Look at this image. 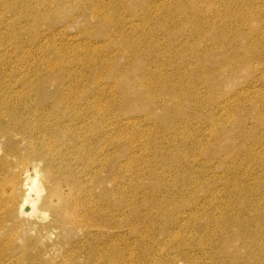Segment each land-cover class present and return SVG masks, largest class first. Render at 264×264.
Wrapping results in <instances>:
<instances>
[{
	"label": "rangeland",
	"instance_id": "1",
	"mask_svg": "<svg viewBox=\"0 0 264 264\" xmlns=\"http://www.w3.org/2000/svg\"><path fill=\"white\" fill-rule=\"evenodd\" d=\"M7 1H11L15 5L7 9L4 7ZM88 1L99 2L98 0ZM238 1L105 0L104 3L109 4L105 5L110 6L111 4L110 9L108 7L106 9L114 13L111 19V25L114 27L111 28L110 33H107L101 27V24L104 23L102 18L94 17L91 10V12L88 9L87 11H82L85 5L82 0H65V2L62 0H43V2L42 0H0V27L2 32L9 33L8 35L11 38L10 40V38L5 37L7 42L5 38L4 41L0 39V80L4 81L9 78L8 80H13V82H20L25 79L39 81L38 77L42 74L46 75L47 73L49 75V69L46 66V68L42 67V59L49 54L51 55L49 58L56 57H52L56 50H65L66 53L83 55V58L90 60L92 58L88 56L93 55L95 57L98 53L99 59V54L100 56L102 54L100 64L95 66L96 68L101 69L102 65L107 66L111 60H115L120 71L114 68L110 72L102 68L100 70L103 81V83L101 82V88H107L118 102L128 96L126 102L128 103L129 101L131 106L130 108L127 106L123 113L121 111V103L120 105L116 104L109 116L110 130L116 132L117 127L121 126V124L125 128L128 120H135L142 136L145 133L156 135L153 141H147L142 138L135 145L136 148L131 152L132 154L127 152L129 144L127 142L123 143L122 149L127 152L126 156L121 159V161H124L123 164H125V172L118 179L117 185H115L114 167L119 164L115 159V147H105V151L110 156L113 155V159L109 162L104 159V156L99 155L96 150L95 158L98 154L96 166L98 173L101 172L102 174L97 175L94 172L95 170L87 171L88 173L82 177V181L93 191L91 196L93 210L96 212L99 210L105 215L102 221L105 228L103 230L100 228V231V226L92 228V237L86 236L82 230L65 233L61 247L57 239H45L44 243L48 242L51 249L49 248L50 253L47 257H44L43 262L50 264H103L100 261V256L104 253L105 245L111 242L114 243L113 248H115L112 253L113 256L121 251L123 252L121 264H154L155 262L156 264H167L169 263L167 260H171L173 264H221V260L228 258L225 252L227 247L230 253L235 250V247L236 250L237 248L240 249L243 255L238 252L241 255L239 257L245 260L249 259L248 261L251 264L254 262V264H262L264 262V257L255 258V253H257L255 249L257 247L254 246L251 240L249 241L253 243L250 244H252L251 246H253L252 249L254 250L252 255L249 254L248 249L250 248L246 247L243 249L244 245H240L242 241L239 238L234 237L231 241L228 239L230 238L227 237L228 234H232L236 227H234V230L232 225L227 226V222L224 221L226 220L225 218H229L231 215L236 216L238 213L237 208L233 207V204L235 205L233 200H235L234 196L237 193L236 189H239L235 179H233L236 178L234 175H237L238 172L244 175L243 178L247 175L245 179L252 187L257 184L255 187L260 186L261 188L264 180V178H261V176L264 177V167H261L259 160L256 159L258 154L264 156V0H243L241 7H239ZM247 3H254L252 5H260V7L257 9V6L251 7ZM111 7L113 8L111 9ZM238 17H242V19H237ZM35 18H39L38 27L32 25ZM215 24L216 26H213ZM115 27L118 29L120 37L121 35L126 36L127 41L131 45L136 44L135 50L129 44L128 48L124 47V53L120 54L121 48L118 44L120 37L114 29ZM35 38H38L44 44V49H38L39 52L37 48L33 49V46L30 45L33 44L31 40ZM224 38H226V41L223 43ZM47 43L51 44L52 49L50 47L47 48L49 46ZM93 44L94 46H92ZM15 47H21V51L16 50ZM30 50L33 53L35 52L32 58H30L32 56ZM40 50L44 51V53L46 52L45 54L49 53L45 55ZM85 54L88 56L85 57ZM25 62L27 64H24ZM27 65L30 67L28 68ZM81 67L79 62L71 65V69L79 74L80 79L85 81V79H89L93 72L91 70L85 71ZM3 69L7 72L4 73L3 71L5 70ZM61 74L63 75L64 72L61 71ZM43 75L41 77H45ZM10 77H14V79ZM138 78H142V82L145 85L153 82L156 90L152 91L155 93L143 92L142 90L141 93L144 98L142 100L138 99L135 93L130 90V87L132 89L134 87L130 82ZM71 81V78L66 79V83ZM52 82H56L55 79ZM160 86L170 89L171 95L159 91ZM217 87L218 89H214ZM177 93L183 95L186 103L174 96ZM153 98H158L161 101V106L149 104V100ZM168 104L169 113H174L171 114L173 118L170 117L171 126L173 124V127L169 131L171 130L172 136L186 135V140L189 139V141H186L188 142L186 145L182 144L180 138L177 139V137L173 138V140L169 138L162 140L160 137L165 135V130L160 127L155 128V123L149 122L150 118H156L155 121H159L164 116V111L159 107ZM119 115H121L118 118L120 121L111 123V120ZM212 117L215 118V121L212 120ZM177 120L182 121L183 124L177 125ZM95 124L97 125V123ZM93 130L91 129L90 132H93ZM241 141H243L242 144L244 145V150H242L243 145L241 148L239 147L244 153L242 155H247L245 149L251 147L256 152L254 153L256 155L255 158H245V156L241 158V155L237 156L235 149L233 152L229 149L232 145L235 146L237 142L241 145ZM160 146L162 152L158 150ZM227 148L231 153L226 150ZM202 150L205 152L202 153ZM210 153H215L211 160L209 157ZM163 156L167 159L175 156L173 161H176V166H173L174 163H169V159H163ZM193 159L194 161L197 159L195 161L197 166L194 164ZM233 159H236L234 163L231 161ZM134 161L136 164L135 168H130V163ZM105 163L109 167L107 166L103 170ZM159 164L165 167L159 166ZM173 168H177V171L179 170L180 172L173 171ZM234 169L236 170L234 171ZM78 170L80 171L81 168L79 167ZM163 171L165 172L163 173ZM30 173H34L33 168L30 169ZM185 175L188 176L187 178H191L190 182ZM161 176L165 181H159ZM201 176L205 180H202ZM220 178L221 181L222 178L227 181L225 182L224 180L223 184V181L219 182ZM183 180L184 184L188 182L183 185ZM203 181L210 183V193L207 191L204 192L205 194L203 193L201 188ZM229 181L232 182L231 185H229ZM38 182L39 180L37 181V189H40ZM164 182H168L171 192L170 196L173 198L174 203L172 205V200L169 196L170 201L168 200L165 204L167 206L161 207L163 209L160 208V211L157 203L161 204V202L166 201L165 194L159 196L150 195L148 201H146L145 197L155 185H158L160 190L163 189ZM227 182L229 183L228 187L226 185ZM193 183L195 184L193 185ZM219 183L221 184L218 185ZM119 186L124 189V198L127 203L123 207L120 217L117 212L114 215H109L107 206H115L117 199L120 200L122 198L123 194L121 197L111 194L113 189L114 193H117ZM140 186L142 190H139ZM135 191L138 192V195L135 194ZM178 191L180 192L179 194ZM33 197L36 198L37 196L33 195ZM178 199L181 203L177 202ZM181 199L184 201L182 202ZM229 209H233V212ZM136 211L139 215L142 213L141 221L140 219L131 221V214ZM206 215L210 217L209 220ZM176 216L178 218L181 217V220L180 218L177 220ZM155 217H161V223L171 222L172 225L174 224L171 230L173 232L172 236L168 235L170 234L168 231V234L163 231V226H160V221L155 220ZM168 217L172 221L167 220ZM173 217L176 218L174 219ZM196 218H198L197 221H195ZM98 224L104 227L101 221ZM119 224L122 226L120 227L121 229L117 230L116 226ZM168 225L170 224L168 223ZM225 226H227L226 229ZM229 228L230 230L228 231ZM204 229H206L205 232H202L201 230ZM193 230L194 232H192ZM227 231L228 234H226ZM221 234L226 237L222 238ZM220 235L221 237H219ZM151 237L155 238L151 240ZM237 240L241 241V243ZM170 242L174 243V245H169ZM195 242L196 244L194 245ZM169 246L174 247L170 249ZM177 246L183 251L185 250V253ZM193 246L196 250H193ZM241 246L242 249L239 248ZM165 248L167 252L164 255L162 249ZM220 248H223L222 251ZM74 250V257L69 261L67 253ZM88 250L91 251L90 254ZM93 253H95L94 257ZM183 254L184 256L186 254V258ZM219 257L221 260H219ZM242 258L241 261H243ZM10 264L31 263L29 260H17Z\"/></svg>",
	"mask_w": 264,
	"mask_h": 264
},
{
	"label": "bare ground",
	"instance_id": "2",
	"mask_svg": "<svg viewBox=\"0 0 264 264\" xmlns=\"http://www.w3.org/2000/svg\"><path fill=\"white\" fill-rule=\"evenodd\" d=\"M62 1L65 2V0H62ZM82 1L85 3V5L83 6L84 10H82V11H85V10L87 11V9L89 11L91 10L92 15L94 17H97L99 19L102 18L104 20L103 21L104 23L101 24L103 31L110 33L111 28L114 27L113 25H111L112 24L111 19H112V16H114V13L111 12L110 10H107L106 7H108V9H110L111 4H110V6H107L109 4L106 2L104 3L105 0H98L99 1L98 3L96 1H88V0H82ZM247 1H250V0H247ZM42 2H43V0H42ZM238 2H239V7H241L243 5V3H242L243 0H239ZM105 4H107V5H105ZM252 4H254V3H252ZM252 4L249 3L248 5H250L251 7L257 6V5H252ZM14 5L15 4L11 3V1L10 2L7 1L6 5H4V7H6L8 9L10 7H13ZM258 7H260V5L257 6V9H259ZM112 8L113 7H111V9ZM2 9H3V6H2ZM250 15L252 17V13ZM237 19H242V17H238ZM32 25H34L35 27L36 26L38 27L39 18L38 19L35 18L34 24H32ZM213 26H216V24ZM114 29L116 30L117 35L120 37V33H118V29L116 27ZM8 34L9 33H7V32H2L1 27H0V36H1L0 39L1 40L3 39V41H4L5 37L10 38ZM60 38H62V37H60ZM126 38H127L126 36L121 35V37L118 40V44L120 45V48H121L120 49L121 55L124 53L123 52L124 47L128 48V46L130 44ZM10 40H11V38H10ZM5 41H6V38H5ZM225 41H226V38L223 39V43ZM31 43H33V44H30V45L33 46V49L37 48V51H38V49H41V50L44 49V47H43L44 44H42L41 40H39L38 38L32 39ZM48 45L49 46H47V48L52 47V46H50L51 44H48ZM66 45H65V47H66ZM72 46H73V44H72ZM78 46H80V45H78ZM92 46H94V44ZM131 46H132L133 50L136 49V44H132ZM84 47H85V45H84ZM15 48H16V50L21 51V47H15ZM41 50H40V52H42ZM66 50H68V49H66ZM70 52H71V50H70ZM85 52H86V49H85ZM30 53H32V56L30 58L34 57L33 54L35 52L33 53L30 50ZM42 53L45 54L46 52L44 53V51H43ZM48 53L45 55H48ZM99 53H100V50H99ZM28 56H29V54H28ZM49 56H51V55L49 54L48 56H45L44 59H42L43 61L41 60L43 62V66L42 65L41 66L42 67L46 66L49 69V75L46 73V75H48L46 77V75L42 74L45 77H41L42 75L39 76L38 77L39 81H31V80L25 79V80L20 81V82H13V80L12 81L8 80L9 78L7 79L8 81L6 79L4 81L0 80V264H10V263L17 261V260H19V261L29 260L31 264H50L48 262H43L44 257H47L49 255V253H50L49 248L51 247L50 245H48V242L44 243L45 239L52 240L55 238L58 240V242L60 243L59 246L61 247V242L65 238V233L66 234L69 232L73 233L75 230H82L85 232L86 236L92 237L93 236L92 228H98L100 226L99 231H100V228H101V230H103L105 228V225L102 224V221H103L105 215L102 214L101 211H99V210H97V212L93 210V202L91 200V196L93 195V191H92V189H90V187H88V185L86 183H84L82 181V177L86 176V174L88 173L87 171L91 172V170H95L94 172L97 173V175H100L101 172L98 173V168L96 166L98 154L99 155L101 154V156H104V159L107 162H109L113 159V155L110 156L105 151V147L106 148H108L109 146H110L109 148L115 147V149H116L115 159L117 160V162L119 164V165H115V167H114V171H115L114 179H115V185H117L118 179H120L121 175L125 172L124 171L125 164H123L124 161L123 160L121 161V159L126 156L127 152L132 154L131 152H133L134 148H136L135 145L140 140H142V138L144 140L146 139L147 141H153V140H155V137H156V135H153V133H147V134L145 133L142 136V133H141V131H139L138 124H136L135 120H128L125 128L121 124V126L117 127L116 132H113L110 130L111 127H109V124H110L109 123V116L112 113L111 111L113 110V108L116 107V104L118 103L120 105V103H121V111L123 113L125 112L127 106H129V108L131 107L129 101H128L129 104L126 102L128 96H125L121 100V102H120V100L118 102V100L116 98H113V96L110 94V92L108 91L107 88L106 89L101 88L103 81H102V76L100 74V70L102 68H105V71L108 70L111 72L114 68L119 69L117 67V63L115 60H111V62H109L107 66L102 65V68L100 69V68H96L95 66H98L100 64V59L103 56L102 54H101V56L99 54V59H98V53L96 55L97 57L95 56L96 58L93 55L88 56L85 54V57L86 56L91 57L93 61L88 59V58L87 59L83 58V55H81L82 56L81 57L80 55H76V53L75 54L66 53L65 50L54 51V53L52 54V57L56 56L57 58L56 57L49 58ZM37 57H39V56H37ZM37 57H35V58H37ZM32 62H33V60H32ZM75 62H79V64L82 66L81 69H83L85 71L91 70L93 72V74L89 77V79H85V81L83 79H80L79 74L75 73V71L71 69V65ZM24 64H27V63L25 62ZM29 65H27L28 68L30 67ZM32 69H33V67H32ZM3 70H5V69H3ZM61 71L64 72L63 75L61 74ZM119 71H120V69H119ZM3 72L6 73L7 71L5 70ZM17 72H18V70H17ZM26 73H27V71H26ZM143 76H144V74H143ZM10 78H12V77H10ZM67 78H71L72 81L66 83ZM12 79H14V77ZM54 79L56 82H52ZM89 80L91 81V83ZM130 83L134 85L133 89H132V87H130V90L133 93H135V95L140 100H142V98H144L142 93H141L142 90H143V92L149 91L151 93L153 92L152 90H156V87L154 86L153 82H150V83L145 85L142 82V78H138L137 80L131 81ZM215 86H217V85H215ZM108 88H109V86H108ZM214 89H218V87L214 88ZM159 91L164 92L168 95H171V93H172L170 89H167V88L161 87V86L159 87ZM154 93L155 92H153V94ZM174 96L180 98L182 101H184V103H186V100H184V97L181 93L174 94ZM149 102H150L149 104H153L154 106H161V101L158 98L150 99ZM159 108H161V110L164 111V116H162L161 119H159V121H155L156 118H150L149 122L155 123L154 124L155 128L160 127V128H163V130H165V135H161L160 138L162 140L163 139L166 140L168 138L173 140V138L177 137V139L180 138V141L182 142V144L186 145V143H188L186 141L187 140L189 141V139L186 140V138H185L186 135L185 136H177V135L172 136L171 130L169 131V129H171V127H173V124L171 126L170 117L173 118L171 116V114H174V113H169V104L163 105L162 107H159ZM120 117H121V115H119L118 117H115L113 120H111L112 121L111 123L120 121L118 119ZM124 120H123V122H124ZM212 120L215 121V118L212 117ZM143 121H146V120H143ZM95 123H97V125ZM182 124H183L182 121L177 120V125H182ZM108 127H109V129H108ZM137 127H138V129H136ZM93 128H94V130H93ZM85 129H87L88 131ZM91 129L93 130V132H90ZM163 136H165V137H163ZM125 142H127L129 144V150L127 152H125L124 149H122L123 143H125ZM242 143H243V141H241V145H240V143L237 142L235 144V146L232 145L231 147H229V149L232 150V152L235 149L237 156L241 155V158H242V156L243 157L245 156V158H247V157L255 158L256 155L254 153H256V152L253 151L254 149L252 150L251 147H247V149H245V151L247 152V155H242V154H244V153H242V150H244L243 149L244 145ZM241 146H242V150L240 149ZM177 147H179V146H177ZM176 149H174V150H176ZM229 149L227 148L226 150H229ZM96 150H97L98 154L96 155V158H95ZM158 150H159V152H162L161 146L158 147ZM200 150H201V147H200ZM203 150H205V149H203ZM203 150H202V153L205 152ZM224 150H225V148H224ZM230 153H231V151H230ZM210 154L211 155L210 156L208 155V156L210 157V160H211L212 157H214V154L213 153H210ZM168 156H169V154H168ZM257 156L258 157L256 159L259 160V164L261 165V167H264V156L263 155L261 156V154L260 155L258 154ZM162 158L165 160L169 159L170 161H168V162L174 163L173 166H176V164H177L176 161H173L175 156H174V158L168 157V159L166 157L164 158V156ZM199 158H200V156H199ZM199 158H197V159H199ZM235 160L236 159H233L231 161H233V163H234ZM193 161H194V159H193ZM195 161H194V164H195ZM205 161H207V160H205ZM187 162H188V160H187ZM191 163H189V164H191ZM234 165H236V164H234ZM107 166L109 167V165L107 163H105L103 165V170L106 169ZM135 166H136L135 161L130 163V168H135ZM159 166L165 167L164 165H160V164H159ZM199 166H198V169H199ZM79 167L81 168L80 171L78 170ZM31 168L34 169V173H32V174L30 173ZM177 168H173V171L175 170V172H176ZM235 170L236 169H234V171ZM178 171H177V173H178ZM239 171L241 172V170H239ZM164 172L165 171H163V173ZM205 173H201V174L204 175ZM257 173H255V174H257ZM165 174H163V175H165ZM232 174H233V171H232ZM234 176H236V178H233V179H235V181L238 185L237 187H239V189H236L237 193L235 192L236 193V195L234 196L235 200H233L235 205L233 203L232 204H233V207H235V209L237 208L238 213L236 216L231 215V217L229 216V218L226 216L228 219L227 218H225L226 220L223 219L225 222H227L226 223L227 226L232 225L233 226L232 229H234V227H236V230L234 229L235 231H233L232 234H230V233L228 234V231L230 230V228L228 229V231L226 233V234H228L227 237H230V238H228L230 241L232 240V238L234 239V237L239 238V240L242 241V244H240V245H244L243 249L246 247L250 248L248 250L250 252L249 254H251V255H252V253L254 254V250L252 249L253 246H251L254 243V246L257 247L255 249L257 251V253H255V258L256 257H264V196H263L264 195L263 194L264 193V188H263L264 187V180H263V183L261 184V188H260V186L255 187L257 184L255 186L253 185V187H252V185L251 184L249 185V182H247V180L245 179L247 177V175H246V177L243 178L244 175L238 172L237 175L235 174ZM187 177L188 176H186V178ZM217 177H219V176H217ZM250 177H251V174H250ZM203 178L204 177H202L201 179L205 180ZM257 178H259V177H257ZM261 178H264V177L261 176ZM187 179L190 182L191 178L190 179L187 178ZM38 180H39L38 183L41 187L40 189H37L38 188V184H37ZM214 180H216V179L214 178ZM224 180L222 178V181H223L222 182L221 178H220L219 182H222L224 184ZM159 181L160 182L165 181V179L161 176ZM226 181L227 180H225V182ZM249 181H250V179H249ZM183 182H184V180L182 181V183ZM195 182H196V180H195ZM231 183L232 182H230V184H229L227 182L226 183L227 187H228V184L231 185ZM258 183H260V182H258ZM185 184L183 183V185H185ZM194 184L195 183H193V185ZM220 184L221 183H219L218 185H220ZM262 185H263V187H262ZM181 186H182V184H181ZM193 188H195V187H193ZM201 188H202L203 193L206 191L208 193H210V191H211L210 183H206L204 181L201 183ZM139 190H142L141 186L139 187ZM227 190H228V188H227ZM179 191H178V194L180 193ZM187 191H189V190H187ZM220 192H221V190H220ZM124 193H125L124 189L120 186H119V190L117 191V193H114V189L111 190V194L113 196L117 195L118 197H121L122 194H123V196L120 200L117 199V203L115 206L107 205L109 208V215H114L117 212L119 217H120V215L123 211V207L126 206V204H127L126 200L124 198ZM135 194L138 195V192L135 191ZM161 194H165V196H166L165 200L166 201L161 202V204L158 202L157 207H158V209H160L161 207H164V206L166 207L167 205H165V204L171 198V196H170L171 192H170V187L168 185V182H164V188L161 190L158 188V185H155L154 188L152 189V191L150 193L146 194V197H145L146 201H148V198L150 197V195L159 196ZM213 194L215 195V193H213ZM254 194L259 195V196L256 197ZM33 195H35L37 197L34 198ZM233 195H234V193H233ZM260 195H262V196L260 197ZM169 196H170V198H169ZM175 196H176V194H175ZM252 196H253V198H252ZM179 197H181V196L179 195ZM229 198H231V197H229ZM172 199L173 198H171V200ZM230 200H232V199H230ZM183 201L184 200H182V202ZM177 202L181 203V201H179V199L177 200ZM171 203L173 205L174 200H172ZM226 203L228 204V202H226ZM229 204H230V202H229ZM172 205H170V206H172ZM99 206H100V204H99ZM161 209H163V208H161ZM161 209H160V211H161ZM229 210L230 211L232 210V212H233V209H229ZM195 212L197 213V211H195ZM225 213H227V212H225ZM227 214H229V213H227ZM185 216H187V215H185ZM141 217H142V213L139 215V213L136 211L133 214H131V221L137 220V219H140V221H141ZM176 217H177V220L179 218L181 220V217H179V218H178V216H176ZM176 217H173V218L175 219ZM207 218L209 220L210 217L207 216ZM152 219H153V216H152ZM197 219L198 218H196L195 221H197ZM155 220L160 221V224H161L160 226H163V228H164V229L162 228L163 231H166L167 234L169 232L170 234H168V235L172 236L173 232L171 230L173 229L174 224L172 225L171 222H168L170 225H168L167 222L161 223V217H155ZM167 220H170L169 217ZM99 221H101V224L104 227H102L101 225L98 224ZM170 221H172V220H170ZM175 222H176V220H175ZM178 223H180V222H178ZM223 223L224 222H222V224ZM176 224H177V222H176ZM224 225H225V223H224ZM121 226L122 225H120V224L117 225L116 229L117 230L121 229L120 228ZM227 226H225V229ZM193 228H195V227H193ZM209 228H211V227H209ZM197 229H198V227H197ZM197 229H196V231H197ZM200 229H202V228H200ZM206 229L201 230V231L205 232ZM174 230H176V229L174 228ZM181 230H180V232H181ZM189 230L191 231V229H189ZM194 230L192 232H194ZM209 233H211V232H209ZM221 235L219 237H221ZM198 236H200V235H198ZM202 236H203V233H202ZM155 237H153V238L151 237V240L154 239ZM223 237H226V236L222 235V238ZM197 238H199V237H197ZM204 238H205V235H204ZM239 240H237V241H239ZM249 240H251L253 243ZM122 241L125 242L124 239H122ZM156 241H157V239H156ZM156 241H155V243H157ZM195 241H197V240L195 239ZM241 241H239V242L241 243ZM175 242H177V241H175ZM149 243H151V242H149ZM177 243H179V242H177ZM250 243H252V244H250ZM255 243H257V245H255ZM146 244H148V243H146ZM179 244H181V243H179ZM195 244H196V242L194 243V245ZM227 244H225V245H227ZM169 245H174V243L170 242ZM207 246H208V243H207ZM113 247H114L113 242L107 243L105 245L104 253H103V255L100 256V261L103 264H121L120 261H122V259H123V252L121 251V252L117 253L115 256H113L112 253L115 249ZM171 247L173 248L174 246H171ZM171 247H170V249H171ZM193 247H192V249H193ZM229 247H231V246H229ZM166 248L162 249L163 254L165 252H167ZM206 248L208 249V247H206ZM239 248L242 249V246ZM179 249H181V248H179ZM179 249H178V251H179ZM220 249L222 251L223 248H220ZM193 250H196L195 247ZM214 250H215V248H214ZM237 250H239V251H237ZM237 250L235 247V250H233L230 253L229 249L227 247L225 249V252L227 253L226 256L228 258L226 259L225 258L226 256H225L224 257L225 260L224 259L221 260V258L219 257V260H221V264H238V263L251 264L248 261L249 259L245 260L244 258L241 257L243 259V261H241V258L239 257L241 255L239 253L241 252V254H242V251H240V249H238V248H237ZM181 251H183V250L181 249ZM74 252H75V250L73 252L67 253L68 254L67 259L69 261L74 257ZM88 252H89V254L91 253L90 250H88ZM198 253H199V251H198ZM211 253H212V251H211ZM169 255H170V253H169ZM177 255H179V254H177ZM94 256H95V253H93V257ZM149 256H150V254H149ZM183 256H184V254H183ZM198 256H199V254H198ZM219 256H220V254H219ZM162 257H163V255H162ZM184 257L186 258V254ZM243 257H246V256H243ZM163 258H165V257H163ZM183 258H182V260L185 259V258L184 259ZM192 258H194V257H192ZM151 259L153 260V258H151ZM215 259H216V256H215ZM156 260L158 261V259H156ZM205 260H206V258H205ZM238 260H239V262H238ZM148 261H149V259H148ZM167 261H169V263H172L171 260H167ZM189 261H190V259H189ZM151 262H153V261H151ZM157 263H160V262H157ZM169 263H167V264H169ZM218 263H220V262H218ZM154 264H156V262ZM193 264H195V263H193Z\"/></svg>",
	"mask_w": 264,
	"mask_h": 264
}]
</instances>
